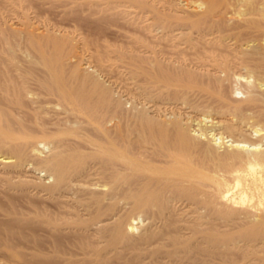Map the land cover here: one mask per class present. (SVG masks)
Segmentation results:
<instances>
[{
    "label": "bare ground",
    "instance_id": "6f19581e",
    "mask_svg": "<svg viewBox=\"0 0 264 264\" xmlns=\"http://www.w3.org/2000/svg\"><path fill=\"white\" fill-rule=\"evenodd\" d=\"M96 1L90 5L102 10L146 11L143 54L130 58L145 76V102L141 109L126 108L122 97L114 98L105 85L97 88V78L84 75L85 67L78 64H71L69 72L78 85L69 87L60 64L63 45H56L46 59L48 87L75 116L65 119L77 126L85 117L103 137L86 140L96 154L88 163L75 143L57 141L43 154L33 147L37 161L27 169L41 168L47 178L22 179L35 189L25 196L26 208L10 203L5 209L0 202V264H25L5 261L3 251L45 254L48 264H255L250 256L264 242L259 239L264 236V126H254L261 139L249 141L233 135L245 134L238 123L199 117L200 126L208 121L231 132H210V144L222 139L233 152L206 161L194 152L201 140L192 131L200 128H189L190 115L171 111L159 118L148 111L162 109L158 97L164 105L170 100L183 104L187 93L206 92L221 102V111L263 125L264 28L242 35L223 28L219 18L240 11L244 21L264 16V0H188L186 7H175L173 0L160 5L155 0ZM243 79L247 95L229 101L227 93L239 91L236 84ZM22 89L15 65L0 69V146L23 140L9 145L11 155L0 154V179L6 181L12 172L6 168L20 169L19 160L36 136L53 135L42 125L33 130L21 118ZM116 115L124 123L118 120L109 131L106 125ZM201 129L207 133L208 128ZM135 212L149 219L138 232L141 215ZM235 249L243 251L242 258L234 257Z\"/></svg>",
    "mask_w": 264,
    "mask_h": 264
},
{
    "label": "rangeland",
    "instance_id": "374dc122",
    "mask_svg": "<svg viewBox=\"0 0 264 264\" xmlns=\"http://www.w3.org/2000/svg\"><path fill=\"white\" fill-rule=\"evenodd\" d=\"M73 1L77 4L72 0H0V30L2 32V36L0 33V63H4L0 69H8L12 65L18 68V78L23 85L18 105L21 118L29 122L33 130L37 129L38 125H42L53 133L49 137L36 136L33 139L36 142L27 145V147L29 146L27 154L19 160L22 162L19 164L20 169L15 168L17 171H14L15 169L13 170L12 167L6 168L12 172L8 181L0 179V202L3 203L5 209L10 206V203L27 207L25 196L33 193L35 189L32 183L22 181V179L29 178L32 174L47 178V174H43L45 171L41 168L27 169L30 162L37 161L32 155L33 147L43 150V154L49 146L51 147L57 141L75 143L81 146L83 154L87 155L84 158V163H88L96 158V154L89 151L86 140L103 137L94 125L85 120V117L81 118V124L77 126L65 119L69 115L65 111L64 101L48 87L46 59L57 50V44L63 45L64 54L60 64L69 87L78 85L77 78L69 76L71 64H78L79 67H85L83 68V70L86 69L84 75L89 74L90 77L97 78L99 81L96 85L97 88H102L105 85L109 92L114 93V98L122 97L126 108L136 105L138 109H141V103L145 102L143 99L147 85L145 76L139 67L130 63V58L136 52L139 53L138 55L143 54V44L146 41L144 24L147 22L146 11H140L141 8H137V12H132V10L131 13L123 12L121 8L119 10L121 9L122 12H119L118 8L102 10L98 6L95 8V5H90L93 0ZM163 1L165 0H155L158 5ZM235 1L237 0H225L224 2L234 3ZM173 2L177 3L175 7L179 3H183L184 7L190 3L188 0H173ZM220 15L221 26L233 33L240 32L242 35H247V33L260 32V29L264 28V16H258L256 19L247 17L249 19L244 21L241 11ZM138 55L137 57H139ZM141 64L143 66L142 60ZM241 73L244 74L245 71L242 70ZM80 75L82 74L80 73ZM244 80L235 83L237 87H240L239 91L237 90L235 94L227 93L229 101L235 98H245L247 88ZM90 85L85 84V88H90ZM259 90L264 91V85L259 86ZM155 100L158 104L161 103L162 109L157 106L155 110L158 109V111H148L149 114H154L159 118L164 117V113L171 111L182 112L181 116L190 115L189 128H200L192 131L195 134L198 132L199 136H196L201 140L194 148V152L206 161L223 158L233 150L230 149L229 142H225L226 146L220 143L222 139H217L215 145L208 142V138L212 137L210 132H215L218 135L219 131L224 132V135L231 134V132L225 127L210 126L211 122L208 121L205 122V125H198L196 122L201 116L209 119H227L246 129L245 134L242 135L233 133L235 137L245 138L249 141L261 139V133L251 129H254V126L263 127L262 122H255L249 117L244 121L235 117L230 111H221L219 108L221 102L208 97L206 92L187 93L186 102L183 104L182 100L177 102L170 100L166 105H164V100H160L159 97ZM70 115V118L75 117L73 114ZM118 120L124 123V118L121 116L119 119L116 115L106 125L109 131L113 130ZM212 126L213 129H210ZM201 127L208 128L207 133H202L205 129H201ZM20 141L23 140L18 139L14 142L4 143L0 146V154L11 155L9 145L21 143ZM222 145L224 146L222 147ZM227 147L229 149H224ZM10 199H13L12 202H9ZM119 204H122V200ZM135 213L141 215L137 223L136 231L138 232L146 226L149 219L142 212ZM234 233L235 236H238V232ZM259 239H264V236ZM259 251L250 257H254L252 260L255 264H264V242ZM27 252L29 251H21L20 254L13 255L3 251L1 257L5 261L14 258L25 264L49 263V260L46 259L47 255L43 254L37 257L36 254L32 256ZM235 252L234 257H243L242 250L235 249Z\"/></svg>",
    "mask_w": 264,
    "mask_h": 264
}]
</instances>
